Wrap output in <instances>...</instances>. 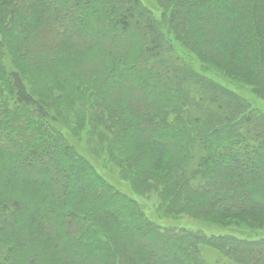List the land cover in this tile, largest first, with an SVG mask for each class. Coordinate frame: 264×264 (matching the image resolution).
I'll return each instance as SVG.
<instances>
[{"label": "trees", "instance_id": "obj_1", "mask_svg": "<svg viewBox=\"0 0 264 264\" xmlns=\"http://www.w3.org/2000/svg\"><path fill=\"white\" fill-rule=\"evenodd\" d=\"M153 1L0 0V264H264V233L163 225L64 135L164 211L264 222V112L209 72L264 96V0Z\"/></svg>", "mask_w": 264, "mask_h": 264}, {"label": "rangeland", "instance_id": "obj_2", "mask_svg": "<svg viewBox=\"0 0 264 264\" xmlns=\"http://www.w3.org/2000/svg\"><path fill=\"white\" fill-rule=\"evenodd\" d=\"M146 5L151 8L157 9L156 3L153 0H142ZM212 70L209 71L211 74L221 79V76L227 80V85L232 89L240 92L247 98L251 103V108L264 112V96L256 94L247 85L238 81L239 79L230 76L224 70L210 65ZM222 77V78H223ZM64 135L69 142L77 149L78 152L83 154L96 168V170L106 180L111 182L115 187L121 191L129 194L136 198L146 214L152 219L156 220L163 225L171 226H185L197 231H201L206 234H219L226 232H253V233H264V222L263 221H251L242 222L238 220L230 219H219L216 216H192L185 213L168 212L160 208L157 196L152 193L142 194L137 192L134 188L130 187L128 181L122 179L119 174V168L115 162L111 161L106 150H103L99 146V141L92 138L86 131L76 132L67 125H62ZM201 152L197 150L196 158L201 156ZM196 159L194 162H196ZM225 168L228 165H224ZM229 168V167H228ZM41 178V176H39ZM143 244H148L149 240L144 239ZM203 255L206 259V264H237L234 261L227 260L220 256L214 249L209 247H203Z\"/></svg>", "mask_w": 264, "mask_h": 264}]
</instances>
